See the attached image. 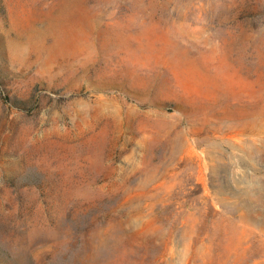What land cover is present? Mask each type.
Listing matches in <instances>:
<instances>
[{
  "label": "rangeland",
  "instance_id": "1",
  "mask_svg": "<svg viewBox=\"0 0 264 264\" xmlns=\"http://www.w3.org/2000/svg\"><path fill=\"white\" fill-rule=\"evenodd\" d=\"M0 264H264V0H0Z\"/></svg>",
  "mask_w": 264,
  "mask_h": 264
}]
</instances>
